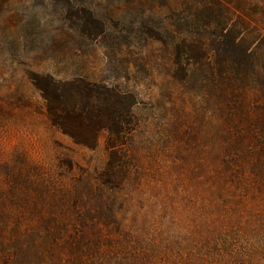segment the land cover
Returning a JSON list of instances; mask_svg holds the SVG:
<instances>
[{"label":"rangeland","instance_id":"rangeland-1","mask_svg":"<svg viewBox=\"0 0 264 264\" xmlns=\"http://www.w3.org/2000/svg\"><path fill=\"white\" fill-rule=\"evenodd\" d=\"M49 76L128 94L120 187ZM0 264H264V0H0Z\"/></svg>","mask_w":264,"mask_h":264},{"label":"trees","instance_id":"trees-1","mask_svg":"<svg viewBox=\"0 0 264 264\" xmlns=\"http://www.w3.org/2000/svg\"><path fill=\"white\" fill-rule=\"evenodd\" d=\"M228 72L226 67L219 71L222 76ZM34 84L46 102L51 123L71 137L75 144L95 148L98 135L102 132L108 134L109 160L99 179L102 187L109 190L120 187L127 176L120 164L123 158H127L125 154L121 155L120 149L129 143V136L137 125L133 120V102L129 106L127 101L128 94L111 84L82 80L62 82L52 76L39 78Z\"/></svg>","mask_w":264,"mask_h":264}]
</instances>
